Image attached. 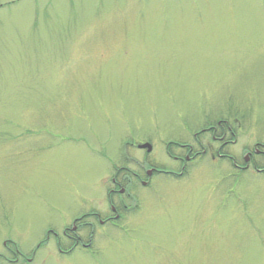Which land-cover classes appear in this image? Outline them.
<instances>
[{"label":"rangeland","instance_id":"374dc122","mask_svg":"<svg viewBox=\"0 0 264 264\" xmlns=\"http://www.w3.org/2000/svg\"><path fill=\"white\" fill-rule=\"evenodd\" d=\"M218 120L239 127L226 150L240 161L264 142V0H0V255L264 264V175L236 181L210 160L138 188L139 208L98 230L91 253L57 255L53 239L36 249L89 211L112 165L177 170L168 144ZM145 142L150 154L135 147Z\"/></svg>","mask_w":264,"mask_h":264},{"label":"flooded vegetation","instance_id":"af4514ba","mask_svg":"<svg viewBox=\"0 0 264 264\" xmlns=\"http://www.w3.org/2000/svg\"><path fill=\"white\" fill-rule=\"evenodd\" d=\"M237 128L239 127L235 126V121L230 123L228 120H218L216 125L211 124L194 132L193 144L170 142L167 146V156L177 170L165 166H154L146 161L132 160L130 161L133 162V167H130L126 165V162H130L127 159L124 160L125 165L122 164L119 167L112 165L113 174L109 180H105L106 185L102 186L104 188L102 196L91 201L89 211L75 216L71 224L64 228L61 236L52 229H48L45 239L38 243L36 249L39 250L41 246H45L53 239L57 255L72 256L77 252L91 253L92 240L98 230L109 231L122 228L126 218L132 214L131 211L139 208L140 205L136 202L141 198L134 194L138 188H152L157 177H165L171 181L173 178H182L187 174L189 165L204 162V160L214 163L219 161V164L227 165L233 171L232 177L236 181L247 173H254L261 178L264 175V142L255 143L253 149H246L241 156L242 161H240V154L235 155L226 150L228 146L237 144V131H239ZM202 137H209L211 142L217 143L219 147L215 150L210 143L205 146ZM144 144L150 143L137 144L135 147L150 154L152 150L148 152L147 149L140 148V145ZM170 146L179 153L173 154L169 149ZM85 235L88 236L87 240ZM3 246H7L6 241ZM6 249L14 258L8 259L0 255V264H17L21 258L25 263H31L32 259L21 254L18 249ZM36 252H33L32 258Z\"/></svg>","mask_w":264,"mask_h":264},{"label":"water","instance_id":"95a60500","mask_svg":"<svg viewBox=\"0 0 264 264\" xmlns=\"http://www.w3.org/2000/svg\"><path fill=\"white\" fill-rule=\"evenodd\" d=\"M141 149H147L148 152H150L152 150V146L150 144H144V145H140Z\"/></svg>","mask_w":264,"mask_h":264}]
</instances>
